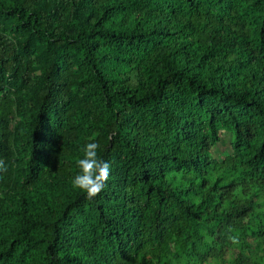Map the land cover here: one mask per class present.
Segmentation results:
<instances>
[{
  "label": "trees",
  "instance_id": "16d2710c",
  "mask_svg": "<svg viewBox=\"0 0 264 264\" xmlns=\"http://www.w3.org/2000/svg\"><path fill=\"white\" fill-rule=\"evenodd\" d=\"M0 160V264H262L264 0H0Z\"/></svg>",
  "mask_w": 264,
  "mask_h": 264
},
{
  "label": "clouds",
  "instance_id": "9594fccd",
  "mask_svg": "<svg viewBox=\"0 0 264 264\" xmlns=\"http://www.w3.org/2000/svg\"><path fill=\"white\" fill-rule=\"evenodd\" d=\"M99 147L95 138L83 147V158L76 161L79 171L71 181L73 187L81 190L88 200H92L104 190L111 174L110 163L98 156ZM0 170H7V165L2 160Z\"/></svg>",
  "mask_w": 264,
  "mask_h": 264
},
{
  "label": "rangeland",
  "instance_id": "374dc122",
  "mask_svg": "<svg viewBox=\"0 0 264 264\" xmlns=\"http://www.w3.org/2000/svg\"><path fill=\"white\" fill-rule=\"evenodd\" d=\"M230 140H231V138H230L229 135L225 137L224 143L221 146L218 147V152L219 153L224 154L226 151L229 150ZM261 255H264V254L260 250V261L262 262V264H264V259H263V257H261Z\"/></svg>",
  "mask_w": 264,
  "mask_h": 264
}]
</instances>
